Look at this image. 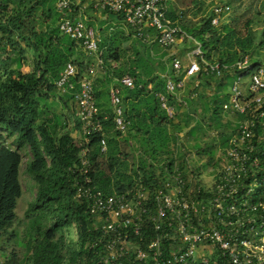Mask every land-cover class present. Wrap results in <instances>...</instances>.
<instances>
[{"label":"trees","instance_id":"trees-1","mask_svg":"<svg viewBox=\"0 0 264 264\" xmlns=\"http://www.w3.org/2000/svg\"><path fill=\"white\" fill-rule=\"evenodd\" d=\"M184 1L194 3L195 0ZM237 1L240 0H227V3L232 5ZM88 2L81 0L80 5L86 3L87 9L91 10ZM184 6L181 17L178 7L174 8L176 11H170V16L201 44L203 58L198 57L199 74L187 78L189 83L185 81L184 88H177L174 93L167 91V76L179 81L186 73L185 69L179 74L176 72L173 59L177 55L169 56L166 52L163 57L159 56L153 48L157 42L147 46L148 43L137 39L136 43L144 48L145 54L138 49L128 67L119 63L113 66V62L122 57L119 38L129 37L117 23L100 28L99 47L103 50L104 60L100 67L107 73L106 79L96 76L95 92L104 129L89 135V141L83 144L89 148L90 161L89 167L84 168L81 163L84 146L67 129L64 114L53 111L48 101L59 90L64 105L68 107L73 101L77 112L75 93L79 90L80 80L89 74L90 65L97 63L96 58L88 55L79 41L61 32L57 0H0V124L8 130L6 135L0 132V252H6L4 243L9 241L23 246L22 257L13 250L5 264H99L100 256L105 253L102 241L107 238L101 229L103 219L90 213L87 200L76 197L78 186L86 176L107 194L133 195L141 185L150 190L162 185L166 177L164 166L171 171L177 164L200 197L210 196L209 185L203 182L199 173L196 174L197 169L191 165L184 142L179 144L180 134L185 132L187 139L194 137L196 153L208 155L203 165L211 166L213 178L219 181L223 174L220 170L222 158L227 155L232 136L238 132L239 122L246 118L243 113L231 111L233 86L239 77L243 80L252 73V68L242 71L233 66L246 57L253 70L264 64V26L257 34L253 29V18L244 21L245 31L238 18L215 26L211 7L210 12L194 22L188 20L186 11L189 7ZM78 7L73 4L69 16H77ZM102 12L116 14L118 21L121 20L118 13ZM183 49L186 52H181L187 53L189 48ZM29 53L33 65L31 70L25 71L23 67L28 63ZM178 57L187 60L186 54ZM205 61L220 64L222 74L206 70ZM69 62L78 67V73L72 79L75 87L62 92L56 82ZM125 74L134 77L135 86L129 88L120 84L124 115L129 122L123 134L115 129L108 84ZM232 80L231 91L225 92ZM212 81L215 91L208 93ZM243 84V91L247 93L246 83ZM161 95H166L168 104L174 107V117H169L162 107ZM76 125L80 133L78 118ZM213 129L217 131V138L207 146L199 145L202 137ZM14 135H17L15 147L8 142V136ZM104 138L108 143L106 153L101 147ZM133 140L140 154L131 166L125 157L123 142ZM216 140L220 147L218 155ZM25 146L33 156L28 171L36 182L37 191L26 210V227L19 232L12 227L17 219L18 199L23 193L20 171L21 149ZM158 162L164 166L157 168ZM105 167L110 177L100 176ZM189 172L195 174V182L189 181ZM72 226L77 229L74 246L68 245L66 235V230ZM143 231V245L157 235L150 221L144 223ZM218 264L225 263L219 261Z\"/></svg>","mask_w":264,"mask_h":264},{"label":"built area","instance_id":"built-area-1","mask_svg":"<svg viewBox=\"0 0 264 264\" xmlns=\"http://www.w3.org/2000/svg\"><path fill=\"white\" fill-rule=\"evenodd\" d=\"M88 1L95 11L118 13L121 20L117 25L143 42H157L173 51L178 44L193 41L195 47L186 53L187 65L178 56L173 59L176 72L179 74L185 69L186 73L179 81L167 76L168 92L184 88L186 79L201 71L198 60V57L203 58L201 44L170 16V11H176L174 8L178 7L181 17L185 8L183 0ZM210 2L212 24L218 26L232 8L227 0ZM73 4L79 5V12L87 5L81 6V0H57L60 30L79 41L86 53L97 61L90 65L89 74L80 80L79 90L75 93L82 132L79 144L83 145L89 141V135L104 129L95 92L96 66L103 67L104 60L103 50L99 47L100 34L95 26L89 25L81 14L69 16ZM205 64L206 70L222 74L220 64L207 61ZM113 66L118 63L113 62ZM233 67L242 71L252 68L245 85L247 93L243 91L244 84L239 77L230 101L232 113H243L246 118L239 122L238 132L232 136L227 155L222 158L220 170L223 174L219 181L212 178V183L207 186L210 196L200 197L177 164L171 171L162 165L166 176L162 185L153 190L141 185L133 195L107 194L92 183L90 176L78 186L77 199L87 200L90 213L103 219L101 229L107 238L102 241L105 253L100 256L99 264H218L219 261L264 264V64L253 70L246 57ZM77 73L76 64L67 63L56 82L57 87L62 92L74 88L72 79ZM116 80L118 83L110 87L109 96L115 114V129L124 134L129 122L124 115L121 85L133 88L135 81L130 74ZM160 99L169 117H174V107L168 104L166 95H161ZM101 147L106 153L108 143L105 138ZM88 152L87 146L82 147L84 168L90 165ZM83 171L87 172V169ZM146 221L152 222L157 235L143 245Z\"/></svg>","mask_w":264,"mask_h":264},{"label":"rangeland","instance_id":"rangeland-1","mask_svg":"<svg viewBox=\"0 0 264 264\" xmlns=\"http://www.w3.org/2000/svg\"><path fill=\"white\" fill-rule=\"evenodd\" d=\"M184 5L186 4L189 8H187L186 14L189 17L188 20H193L194 22L199 21L205 13L210 12V7L211 3L210 0H195L194 3H191L190 1H183L182 2ZM89 5H87L85 8H83L80 12H78L77 16L79 14L82 15V17L86 21H90L93 23L95 28L97 29L98 33L101 35V30L100 28L103 26H107L110 23H113L114 25L118 22V17L116 14H105L104 12L100 11H94L93 9H87ZM232 10L229 14H225L222 19V22H230L234 18H238V22L240 24V27L244 29V21L247 18H253V29L254 32L257 34L259 31L263 28L264 26V0H240L237 2H232ZM201 8V9H200ZM98 18H97V17ZM125 31V34L128 39H123L119 38V46L122 48V57L120 61H117L119 65H125L128 67L132 63V59L135 58L136 55V50L140 49L142 54H145L144 48L139 44L136 43V40L138 38H135L131 35H128L127 31ZM155 43V42H153ZM151 43H148L147 46H152L150 45ZM193 41L188 40L187 42L180 43L177 45V47L173 51H168L165 48L161 47L158 43H155L153 45L154 50L156 51L157 55L162 56L163 54L168 52L169 56L174 53V55H181V54H186L182 53L181 50H184L183 48H189L192 49L193 47ZM187 49V51L189 50ZM186 52V50H184ZM180 53V54H179ZM184 56V55H183ZM33 57L31 53L28 55V63L23 67V70L28 71L32 69L33 65ZM183 63L185 65L188 64V60H183ZM107 71L104 68H101L100 66H96V76L101 77L102 79H106V74ZM249 81V76L243 77L242 83H248ZM116 83V80H112L109 84L108 87L110 88L111 85ZM189 83V79L186 81V84ZM234 84V80H232L229 85L226 87L225 92H230L232 89V86ZM210 89H208V93H213L215 91L214 82L212 81ZM60 92L59 90L56 91L55 95L49 99V104L51 105V108L53 111L59 113V114H64L63 118L68 122V127L67 129L73 132V136L75 137L76 141L79 143L82 140V136L80 133H75V131L78 129L76 125V106L73 101L69 102V106L64 105V101L60 100ZM227 118H232L231 116L227 115ZM64 122V121H62ZM0 132L3 134H8V130L0 124ZM181 139L179 144L181 142H184V147L187 150L188 157L191 160V165H193L194 169H197L196 174H200V178L203 180L204 183L206 184H211L212 183V167L211 166H204L205 162L208 160V155H198L196 153V140L192 138H186L185 132H182L181 134ZM217 131L216 130H209L208 135H205L202 137V139L198 142L199 145L201 146H207L210 142L213 141V138H217ZM17 138V135L14 136H8V142L10 144H14V139ZM216 145L219 147V140H216ZM15 147V144L13 145ZM123 151L124 154L126 153L127 156L126 160L130 163L132 166L133 163L137 162L139 159V149L138 145L135 140L130 141L129 143L123 142ZM219 149H217V155L219 154ZM21 153L23 155V162L21 166V171H20V180L22 183L23 187V193L22 196L18 199V205L16 208V213H17V219L15 223L13 224L12 229H16L19 232L25 229L26 227V210L29 206V203L35 198V194L37 191V185L35 180L33 179L32 175L28 171V165L31 162L33 156L31 154L30 149L25 146L21 149ZM124 157V156H123ZM124 157V158H125ZM162 162V161H161ZM160 162V163H161ZM158 162L157 168L162 167L161 164ZM104 172L101 173V177L103 176L104 178L110 177V172L107 167L103 169ZM160 171V170H159ZM189 181L192 180V182H195V174L189 172ZM106 180V179H105ZM192 189H194V186H192ZM66 235H67V243L70 246H74L75 242L77 240V229L75 226H72L66 230ZM4 246L6 248L5 253L0 252V264H5V262L8 259V255L13 251L16 250V253L20 255V258L22 257V252H23V246H21V243H16L14 241H9L7 244L4 243Z\"/></svg>","mask_w":264,"mask_h":264},{"label":"clouds","instance_id":"clouds-1","mask_svg":"<svg viewBox=\"0 0 264 264\" xmlns=\"http://www.w3.org/2000/svg\"><path fill=\"white\" fill-rule=\"evenodd\" d=\"M183 1H184V0H183ZM183 1H182V2H183ZM210 3H211V2H210ZM211 4H212V3H211ZM229 5H230V4H229ZM230 6H231V5H230ZM231 8H232V7H231ZM220 23H221V22H220ZM219 25H220V24H219ZM99 34H100V33H99ZM193 47H194V46H193ZM192 49H193V48H192ZM189 50H191V49H189ZM115 80H116V79H115ZM116 82H117V80H116ZM117 83H118V82H117ZM114 84H115V83H114ZM111 86H112V85H111ZM111 86H110V87H111ZM109 91H110V90H109ZM111 104H112V103H111ZM112 107H113V106H112ZM76 115H77V112H76ZM80 134H81V136H82V132H81V131H80Z\"/></svg>","mask_w":264,"mask_h":264},{"label":"crops","instance_id":"crops-1","mask_svg":"<svg viewBox=\"0 0 264 264\" xmlns=\"http://www.w3.org/2000/svg\"><path fill=\"white\" fill-rule=\"evenodd\" d=\"M75 133H79V130L77 129V130L75 131Z\"/></svg>","mask_w":264,"mask_h":264}]
</instances>
